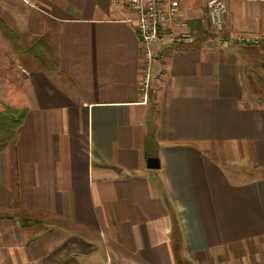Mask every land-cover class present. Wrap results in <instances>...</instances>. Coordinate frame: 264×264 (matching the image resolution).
Masks as SVG:
<instances>
[{"label": "crops", "instance_id": "0c3cea01", "mask_svg": "<svg viewBox=\"0 0 264 264\" xmlns=\"http://www.w3.org/2000/svg\"><path fill=\"white\" fill-rule=\"evenodd\" d=\"M32 1L58 68L27 72L24 122L0 152V264H180L178 224L179 256L192 264H220L221 255L255 264L250 248L264 242V45L220 48L208 0H177L194 42L168 47L162 64L155 44L152 76L165 73L144 101L127 2ZM225 3V35L264 41V4ZM223 166L243 177L230 180Z\"/></svg>", "mask_w": 264, "mask_h": 264}, {"label": "built area", "instance_id": "2783aa9c", "mask_svg": "<svg viewBox=\"0 0 264 264\" xmlns=\"http://www.w3.org/2000/svg\"><path fill=\"white\" fill-rule=\"evenodd\" d=\"M29 4L28 0H23ZM116 4L127 2L135 12L134 23L136 31L141 39L143 49L141 87L142 97L147 101L151 92H155L161 85L165 66H162L157 76H152V64L155 60L154 47L158 45V59L163 63L166 49L189 46L193 44L189 26L186 22L177 20L180 13V5L177 0H113ZM264 4V0H246ZM206 9L210 27L213 29L217 43L222 49H228L234 45L263 46L261 37L252 35H225L224 18L227 14L225 0H208Z\"/></svg>", "mask_w": 264, "mask_h": 264}, {"label": "rangeland", "instance_id": "374dc122", "mask_svg": "<svg viewBox=\"0 0 264 264\" xmlns=\"http://www.w3.org/2000/svg\"><path fill=\"white\" fill-rule=\"evenodd\" d=\"M28 1L29 4L25 3L23 0H0V19L4 21L3 23L6 22L10 25L13 29L12 31L19 38L20 45L24 51L34 47V44L40 37L44 38L46 45L51 49L52 40L42 33V22L39 20L38 13L34 7L35 5L32 0ZM42 52L46 54L45 46L44 48L42 47ZM38 69L39 64L34 56H30L26 53L17 54L14 52L11 44L0 32V113H17L21 111L23 108L22 105L29 99L28 91L30 90V86L27 72L36 71ZM47 74L51 75L52 73ZM206 156L209 157V153ZM244 164H246V162H244ZM223 168L232 181L235 179L238 181L239 178L243 177V174L237 175L236 173L235 175L234 172V175H232L233 173H230V171L233 170L229 167L223 166ZM156 173H158V171H151L152 176L157 175ZM245 174L247 175V173ZM247 178H249V176ZM250 249L255 251L250 257V260L252 259V262L255 264H264V242H260L258 246L255 245ZM241 253L244 254V252ZM219 259L221 260L220 264L228 263L226 260L228 258L224 255H221ZM239 260L236 258L235 262H232L237 263ZM246 261H249V259H246ZM211 264H217V260H212Z\"/></svg>", "mask_w": 264, "mask_h": 264}, {"label": "trees", "instance_id": "16d2710c", "mask_svg": "<svg viewBox=\"0 0 264 264\" xmlns=\"http://www.w3.org/2000/svg\"><path fill=\"white\" fill-rule=\"evenodd\" d=\"M3 22L4 21L0 19V32L2 33L4 38L11 44L14 52H16L17 54L26 53L30 56H34L39 64L38 70L46 74L53 73L57 70L58 62L55 52L52 48L50 49V47L46 45L44 38L39 39L34 44V47L24 51V49L20 45V40L17 37V35L10 28H8L6 24ZM44 46L47 55L42 52V47L44 48ZM189 48L190 47H186L185 49H189ZM249 80L252 82L251 77H249ZM26 113H27L26 109L18 111L17 113H12V112L0 113V152L4 150L7 147V145L14 140L18 128L24 122ZM150 140L152 139L146 140L148 144ZM168 209L170 216L174 217L172 214V209L171 208ZM175 237L178 242V245L175 247V253L178 256V259H180V264H192L189 260H186L182 256H179L178 251H180L184 242L183 238H181L179 224L178 227H176Z\"/></svg>", "mask_w": 264, "mask_h": 264}, {"label": "water", "instance_id": "95a60500", "mask_svg": "<svg viewBox=\"0 0 264 264\" xmlns=\"http://www.w3.org/2000/svg\"><path fill=\"white\" fill-rule=\"evenodd\" d=\"M146 166L149 170H159L161 167L159 158L153 156H147Z\"/></svg>", "mask_w": 264, "mask_h": 264}]
</instances>
